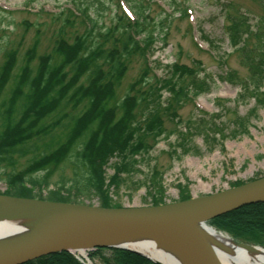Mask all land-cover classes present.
I'll use <instances>...</instances> for the list:
<instances>
[{
	"label": "trees",
	"instance_id": "trees-1",
	"mask_svg": "<svg viewBox=\"0 0 264 264\" xmlns=\"http://www.w3.org/2000/svg\"><path fill=\"white\" fill-rule=\"evenodd\" d=\"M74 1L81 6L82 11H93L92 25L74 35L71 42L61 36L50 52L38 56L32 68L26 65L21 69L10 95L5 99L0 98V123L4 126L0 132V175L4 177L0 179L8 186L5 191L8 195L57 202H77L74 195L85 198L96 196L100 206H105L103 190L106 186L116 187L122 181L119 172L131 174L138 170L136 157L146 150L148 142L145 137L159 127L158 90L165 88L173 91L177 97L174 102L179 103L185 100V90L202 93L209 89L212 82L202 67L193 69V74L186 80L178 64L172 67L166 65L169 74L155 93L152 92L156 86L153 84L149 90H143L135 97L131 92L138 91L134 87L136 82H132L124 94L117 98L114 93L116 85L124 76L130 58L139 55L140 51L128 35L126 20L117 10L107 22L104 21L103 5L106 2L111 4L110 0ZM259 1L263 10L255 27L239 11L230 12L223 6L222 12L228 43L233 50L241 52V63L251 76V80L240 82L243 90L240 97H253L257 105L264 107V92L260 91L264 80V0ZM93 4L96 5L94 9L91 7ZM134 7L137 12H141L137 30L145 33L146 42L155 43L154 32L162 34V41H165L172 15H160L157 21L144 14L150 6L136 1ZM176 9L181 13L180 9ZM53 19L60 20L63 25L74 23L63 11L53 15ZM251 34L258 40L256 44L248 46L247 39ZM203 37L219 48L213 39L205 34ZM224 58L221 57L218 63L221 69L225 65ZM13 63L14 55L9 51L0 69V90L12 75ZM142 69L140 80L150 85L148 70L145 66ZM200 70L204 72L202 75L198 72ZM82 77L84 81L80 82ZM221 77L236 83L232 69L225 71ZM17 102H20V107L14 111L12 108L16 107ZM80 104L81 111L77 115L63 111L67 106L75 108ZM138 109L139 116L136 115ZM60 111L65 114L63 118L68 123L62 124ZM52 114L57 116L54 123L49 125L45 121ZM237 119L239 127L244 129L245 119ZM141 121L145 125L141 126ZM55 126L62 129L68 127L65 141L42 142L45 136L51 135ZM56 145H59V150ZM109 154H117L118 161L111 165L113 174L107 176L102 165ZM26 156L28 164L21 172H16L17 159ZM63 163L71 165L69 175L64 173ZM8 168L10 170L7 172ZM54 171H58L57 180L53 182L56 188L42 193L40 188L49 187ZM131 184L135 185L136 182ZM212 221L218 226L247 227L243 229V234L252 236L255 230H259L263 235L256 242L264 243V202L245 205ZM252 222L259 228L252 227ZM234 234L238 235L236 232ZM113 257L118 264H154L123 250H116ZM23 264L82 263L68 251H61Z\"/></svg>",
	"mask_w": 264,
	"mask_h": 264
},
{
	"label": "rangeland",
	"instance_id": "rangeland-1",
	"mask_svg": "<svg viewBox=\"0 0 264 264\" xmlns=\"http://www.w3.org/2000/svg\"><path fill=\"white\" fill-rule=\"evenodd\" d=\"M64 1L35 0L34 5L26 6L23 5L24 0H0V69L8 57V52L10 51L14 55L12 75L0 90L1 99L10 95L21 69L26 65L32 68L38 56L48 53L57 38L61 36L71 38L73 34L82 31V26L76 19L71 18L74 22L71 25H63L60 20L53 19V16L48 14V12L55 11L56 7ZM177 1L179 8L183 3H186L188 15L182 18L175 13L169 27L167 44L163 48H157L156 54H159L163 63L172 64L176 61L179 65L183 64L186 72L183 73L184 79L193 73V68L196 69L198 64L199 67L204 68L203 71L212 78L213 82L207 92L202 93L193 101H185L182 104L173 102L167 106L165 101H163L164 106L161 103L162 108H159L158 111L160 124L157 128L160 130L159 133L153 131L154 129L152 134L147 133L145 137L148 142L145 145L146 150H142V154L137 158L136 168L138 170L131 174L119 172L122 181L116 187L106 186L103 190V202L106 203L104 208H144L172 204L212 195L264 177V108L255 105L254 99L251 97H240L242 89L239 83L251 80V76L246 66L241 63V52L238 49L232 50L229 46L223 32L224 17L221 10L224 4V7L230 12L239 11L250 17L249 21L255 27L256 20L263 10L260 1ZM154 2V6L149 12L150 16L157 14L159 6L167 8L165 4H162V2L165 3L164 1L155 0ZM107 3L103 5L105 8L104 21L106 22L114 12L113 3ZM95 6L91 5L92 9ZM88 13L90 17H93L92 10ZM197 24L204 34L219 43L217 54L223 58L225 55L223 69L220 68L211 49L200 39ZM257 40L258 38L251 34L247 39L248 46L256 44ZM140 68L139 58L133 57L120 85L116 86L114 90L117 98L124 94L127 86L133 81L136 82L134 87H137L138 91L131 92L135 97L139 92L149 90L148 88L154 84L152 78L150 85L144 84L138 79ZM229 69L234 70V82L236 83H229L221 77ZM189 71H191L190 74H187ZM136 77L139 82L134 79ZM81 81H84V77L80 79ZM156 91V86H154L152 92ZM261 91L264 92V81ZM19 104L20 102H17L16 107L12 109L17 111L20 107ZM81 107V104L75 108L67 106L63 111L77 115L81 111ZM59 113L62 124L68 123L67 119L63 118L65 114L62 111ZM136 115H141L140 109L136 111ZM56 116L52 114L45 123L52 125ZM239 117L247 119L244 129H241L236 122ZM144 123L141 121V126L145 125ZM3 127V124L0 123V132ZM67 128L53 127L51 135L45 136L42 142L65 141ZM212 137L215 138V141ZM55 147L59 150V145ZM116 155L109 154L105 159L106 162L104 161V172L107 176L114 172L111 165L118 161ZM27 158L26 156L17 159L16 172H21L28 164ZM62 166H64V173L69 175L71 165L63 163ZM9 170V168L6 169L7 172ZM57 174L58 171L53 172L48 188H40L42 193H45L47 189L56 188L53 182L57 180ZM0 177H4V175L2 174ZM131 182H136V184L132 185ZM7 187L5 181L0 179V193L4 194ZM74 196L77 200L74 202L75 204L102 207L96 196L87 198L80 195ZM222 215L206 220L205 224L217 232L228 235L235 242L264 248L263 242H256L263 235L259 230H255V233L248 231L254 233L252 236L248 233L243 234V229L247 227L236 225L237 227L231 228L213 223L212 219ZM239 219L241 222L240 216ZM250 224L252 227L259 228L254 222ZM92 247L84 251L89 260L87 264H116V260L113 259L116 250L133 253L148 260L145 256L120 247L96 246L95 249ZM175 248L179 249L176 246ZM74 252L77 254L76 251Z\"/></svg>",
	"mask_w": 264,
	"mask_h": 264
},
{
	"label": "water",
	"instance_id": "water-1",
	"mask_svg": "<svg viewBox=\"0 0 264 264\" xmlns=\"http://www.w3.org/2000/svg\"><path fill=\"white\" fill-rule=\"evenodd\" d=\"M262 200L264 177L212 195L144 208L93 207L0 194V218H24L36 224L16 239L0 243V264H21L50 253L77 249L93 236L184 241L195 248V259L200 263L221 264L216 250L196 224ZM113 243L100 240L91 246L128 249L161 264L136 249Z\"/></svg>",
	"mask_w": 264,
	"mask_h": 264
},
{
	"label": "bare ground",
	"instance_id": "bare-ground-1",
	"mask_svg": "<svg viewBox=\"0 0 264 264\" xmlns=\"http://www.w3.org/2000/svg\"><path fill=\"white\" fill-rule=\"evenodd\" d=\"M35 221L24 218H0V243L16 239L22 233L35 227ZM196 227L204 235L209 244L217 252L221 264H264V248L258 245L240 246L228 235L217 232L205 223H197ZM105 240L113 244L124 245L136 249L161 264H202L195 259L197 251L188 242H173L165 239L137 236H93L77 248L80 253L90 247L93 242ZM179 247L178 248H175ZM174 247V248H173ZM195 260L197 262H195Z\"/></svg>",
	"mask_w": 264,
	"mask_h": 264
}]
</instances>
